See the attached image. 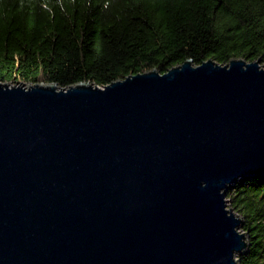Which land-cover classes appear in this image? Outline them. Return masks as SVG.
Returning a JSON list of instances; mask_svg holds the SVG:
<instances>
[{
	"label": "water",
	"instance_id": "obj_1",
	"mask_svg": "<svg viewBox=\"0 0 264 264\" xmlns=\"http://www.w3.org/2000/svg\"><path fill=\"white\" fill-rule=\"evenodd\" d=\"M259 177V59L0 82V264H238L225 195Z\"/></svg>",
	"mask_w": 264,
	"mask_h": 264
},
{
	"label": "trees",
	"instance_id": "obj_2",
	"mask_svg": "<svg viewBox=\"0 0 264 264\" xmlns=\"http://www.w3.org/2000/svg\"><path fill=\"white\" fill-rule=\"evenodd\" d=\"M232 58L264 65V0H0V82L103 87ZM225 198L246 232L238 264H264V177Z\"/></svg>",
	"mask_w": 264,
	"mask_h": 264
},
{
	"label": "rangeland",
	"instance_id": "obj_3",
	"mask_svg": "<svg viewBox=\"0 0 264 264\" xmlns=\"http://www.w3.org/2000/svg\"><path fill=\"white\" fill-rule=\"evenodd\" d=\"M8 84H10V83H8ZM11 85V84H10ZM226 203H227V206H228V201L226 200ZM240 230H241V226H240V228H239Z\"/></svg>",
	"mask_w": 264,
	"mask_h": 264
},
{
	"label": "clouds",
	"instance_id": "obj_4",
	"mask_svg": "<svg viewBox=\"0 0 264 264\" xmlns=\"http://www.w3.org/2000/svg\"><path fill=\"white\" fill-rule=\"evenodd\" d=\"M107 6H108L107 3H105L104 7L107 8Z\"/></svg>",
	"mask_w": 264,
	"mask_h": 264
}]
</instances>
